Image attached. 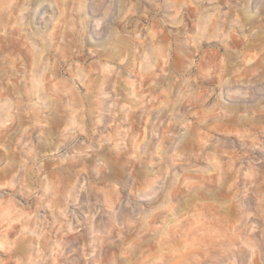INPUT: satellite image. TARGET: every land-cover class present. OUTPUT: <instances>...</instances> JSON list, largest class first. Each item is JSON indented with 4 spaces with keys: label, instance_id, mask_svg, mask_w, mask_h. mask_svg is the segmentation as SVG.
Masks as SVG:
<instances>
[{
    "label": "rangeland",
    "instance_id": "1",
    "mask_svg": "<svg viewBox=\"0 0 264 264\" xmlns=\"http://www.w3.org/2000/svg\"><path fill=\"white\" fill-rule=\"evenodd\" d=\"M0 264H264V0H0Z\"/></svg>",
    "mask_w": 264,
    "mask_h": 264
}]
</instances>
